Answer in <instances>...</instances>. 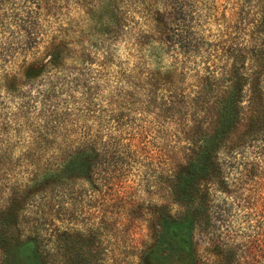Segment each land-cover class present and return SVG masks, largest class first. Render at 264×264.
Instances as JSON below:
<instances>
[{"label": "clouds", "instance_id": "obj_1", "mask_svg": "<svg viewBox=\"0 0 264 264\" xmlns=\"http://www.w3.org/2000/svg\"><path fill=\"white\" fill-rule=\"evenodd\" d=\"M37 2L42 5L38 12L31 0L26 4L15 0L19 12L15 20L10 0L0 5V20L5 12L9 16L0 24V197L10 196L13 187L43 183V173L49 169L63 175L73 162L82 165L117 141L124 149L130 132L149 130L148 138L154 139L160 155L171 154L174 146H188L181 129L194 128L190 117L183 122L175 116L167 121L161 118L162 98L170 95L162 90L163 81L183 72L189 83L194 82L196 73L209 74L204 71L206 62L212 78L221 80L228 76L230 64L226 58L217 60L214 50L201 48L198 55L195 51L185 54L178 44L168 48L158 42L153 38V13L191 4L196 10L190 30L197 39L215 44L226 39L241 5L252 13L259 7L257 0L251 4L245 0H48L49 14L43 0ZM114 5L119 9L115 15ZM205 5L221 10L227 5V18L221 19L219 11H209ZM25 10L32 15L26 16ZM210 54L212 60L206 61ZM198 92L190 89L185 93L188 101ZM121 115L135 124L121 128ZM157 128L163 139L156 135ZM40 141L43 144L36 158L29 159L30 150ZM233 158L236 168L224 177L232 194H218L227 201L225 208L231 205V212L224 213L227 221L220 234L235 243L258 234L264 238V186L257 191L245 183L241 167L256 162L264 171V141L237 149ZM152 159L140 156L139 162L132 163V171L137 173L133 177L137 181H141L140 173H148L155 187L156 175L166 165H149ZM210 235L215 239V233Z\"/></svg>", "mask_w": 264, "mask_h": 264}, {"label": "rangeland", "instance_id": "obj_2", "mask_svg": "<svg viewBox=\"0 0 264 264\" xmlns=\"http://www.w3.org/2000/svg\"><path fill=\"white\" fill-rule=\"evenodd\" d=\"M10 2L13 7L11 18L15 20L19 12L15 11V0ZM27 2L25 0V4ZM4 3L5 0H0V5ZM31 3L35 4L37 12L42 8L37 0H31ZM19 7L24 9V4ZM43 7L51 14L48 0H43ZM185 7L188 11H185ZM205 7L209 11L215 8L220 12L221 19L227 18V5L223 6V10L216 5ZM195 10L191 4L184 5L185 13L192 14ZM25 14L29 17L32 15L26 10ZM8 19V13L5 12L0 24ZM64 47L69 48V45L64 44ZM69 54L71 55V50ZM195 75L196 80L189 83L187 75L183 72L180 74L183 82L178 84L184 89V93L200 87L196 86L197 73ZM181 78L177 80V76L168 75L163 81L162 90L167 94L165 89L170 87L168 82H178ZM156 87L157 91L161 90L159 82ZM260 105L263 108L264 101ZM248 110L247 106L243 109L245 118ZM175 117L178 118V115ZM186 118L189 116L178 119L183 122ZM118 123L121 128H125L135 124V120H125L121 115ZM203 129L208 137L212 131L211 125L204 126ZM241 129L243 130L242 126L231 135L218 154L221 170H215V176L204 184L207 197L200 207L201 213L197 212L201 220L198 221L193 238L198 264H264V238L260 234L241 243L225 241L220 234L221 225L227 221L224 213L231 212V205L225 208L227 201L218 194H232L228 180L224 177L230 174L228 170L236 168L233 153L242 145L232 153L227 151H232L229 150L230 147L244 140L239 137ZM190 131L181 129V135L187 140L188 146H174L170 149L171 154L164 152L162 155L158 154L154 139L149 140V130L130 132L125 137V150L129 157L119 170H91V176L106 177V180H100L101 184L97 188H93L92 183H88L79 174L80 170H67L63 175H55L54 169L43 173L46 177L43 183L33 182L32 186L13 187L10 196L0 197V229L4 230V246L6 249L11 248L15 243L34 238L41 251L40 264H81L87 260L91 261L90 264H161L160 259L156 258L160 256V252L157 249L154 210L162 205H168L174 213L183 210L181 206L171 202L168 186L178 169L186 168L189 163L192 153V143L188 139ZM156 135L164 138L158 128ZM177 140L179 143V137ZM42 144L43 141H40L30 150L29 159L36 158L35 154L40 151ZM164 147L168 148L167 143ZM252 147L253 144L247 148ZM221 152L223 156L220 155ZM140 156H152L149 165H166L156 175L155 187L154 182L148 179V173L139 174L142 183L133 179L137 173H133L132 163L139 162ZM241 167L245 169V183H251L259 191L260 186H264V171L260 170L256 162L244 163ZM151 171L156 173V168ZM2 220L8 224H2ZM211 233H215V239ZM3 255L2 258L0 251V264H18L10 251ZM162 258H166L164 264H191L184 253L172 249L165 251Z\"/></svg>", "mask_w": 264, "mask_h": 264}, {"label": "trees", "instance_id": "obj_3", "mask_svg": "<svg viewBox=\"0 0 264 264\" xmlns=\"http://www.w3.org/2000/svg\"><path fill=\"white\" fill-rule=\"evenodd\" d=\"M245 2L251 4V0ZM257 2L259 7L255 13L243 5L239 7L235 13V22L230 25L231 31L225 33L226 39L215 44L196 38L189 28L195 17L184 12V5L173 7L171 12L161 13L156 10L153 13V26L156 32L153 38L158 42L167 45L168 48L178 44L185 54L195 51L198 55L201 48H204L205 52L214 50L217 60L226 58L230 64L228 76L215 80L211 76L212 69L206 62L204 71L209 74L200 76L197 73L196 86L200 85L199 92L191 102L178 84L183 82L180 75L177 80L181 78V81H169L170 87L165 89L170 95H167L166 99L162 98L161 118L168 120L177 115L178 118L189 116L194 128L188 137L192 143L189 163L186 168L178 169L168 186L171 202L178 204L183 210L174 213L168 205H162L154 210L157 249L160 252V256H155L160 259L161 264L166 260L162 258L163 253L169 249L184 253L191 264H198L193 246L194 231L201 220L197 212L201 213L200 207L207 197V188L204 184L215 176V170L222 168L218 154L225 142L241 126L243 130L239 131V137L244 138L243 143H235L229 148L232 151L227 153H232L241 145L239 149L243 150L257 140L264 141V106L262 108L260 105L264 101V0ZM113 7L115 15L119 9L115 5ZM125 22L121 20V23L126 24ZM211 60L210 54L206 61ZM243 104L249 108L247 118L243 112L246 106ZM186 108L188 110H184ZM200 113L204 115L201 116ZM207 125H211L212 128L208 137L203 129ZM119 144L120 141H117L112 147L103 148L102 154L97 153L82 165L78 166V162H73L68 166V170H80L79 174L88 183H92L93 188L99 187L100 180H106V177L91 176V170H119L129 157L125 150L127 144H124V149H121ZM1 223L8 224L5 220ZM3 235L4 230L0 229L2 258L4 253L10 251L18 264H40L41 251L37 248L34 238L15 243L6 249ZM90 263L91 261L87 260L81 264Z\"/></svg>", "mask_w": 264, "mask_h": 264}]
</instances>
